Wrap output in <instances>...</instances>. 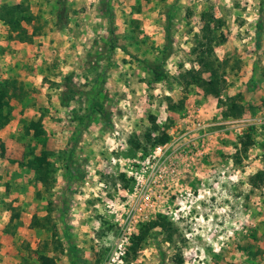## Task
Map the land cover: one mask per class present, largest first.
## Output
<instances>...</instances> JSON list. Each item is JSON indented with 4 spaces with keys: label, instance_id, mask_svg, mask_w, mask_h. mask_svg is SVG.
<instances>
[{
    "label": "rangeland",
    "instance_id": "374dc122",
    "mask_svg": "<svg viewBox=\"0 0 264 264\" xmlns=\"http://www.w3.org/2000/svg\"><path fill=\"white\" fill-rule=\"evenodd\" d=\"M26 2L32 41L0 20V80L26 91L0 128V264H264V0Z\"/></svg>",
    "mask_w": 264,
    "mask_h": 264
},
{
    "label": "trees",
    "instance_id": "16d2710c",
    "mask_svg": "<svg viewBox=\"0 0 264 264\" xmlns=\"http://www.w3.org/2000/svg\"><path fill=\"white\" fill-rule=\"evenodd\" d=\"M0 20L8 27L10 37L19 38L25 41H32V33H29L25 24H30L32 21V13L29 4L26 0L20 1L13 5H8L0 9ZM147 68L151 71L155 80H161L164 78V71L156 65L147 63ZM26 91L22 82L16 79H1L0 80V128L5 125L11 116V103L12 99L22 100ZM36 128V136L42 138V125L40 119L36 121H30ZM168 140V135L163 136L157 140L160 144L165 143ZM252 143L251 139L242 142L243 148H248V145ZM264 146V145H263ZM34 155L28 160L31 166L35 169H40V166L44 163L47 156V151L41 149L39 155ZM251 184L256 186L264 185V171H257L251 176ZM18 217V214L15 215ZM6 232L8 229L6 228ZM10 233L13 232L11 229ZM40 264H55L54 260L44 254L38 255Z\"/></svg>",
    "mask_w": 264,
    "mask_h": 264
}]
</instances>
